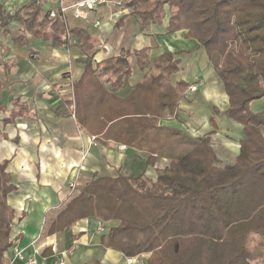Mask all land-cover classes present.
I'll return each instance as SVG.
<instances>
[{"label":"trees","instance_id":"16d2710c","mask_svg":"<svg viewBox=\"0 0 264 264\" xmlns=\"http://www.w3.org/2000/svg\"><path fill=\"white\" fill-rule=\"evenodd\" d=\"M42 6L43 0H31L13 15L1 7L0 33L18 46H27L33 37L54 48L79 47L86 55L84 72L68 101L77 125L108 149L145 154L146 168L156 172L155 179L146 170L138 176L95 173L47 222L44 234L68 232L79 221L95 218L118 223L103 233L102 247L130 259L149 254L145 264L264 263V111L251 110L254 101L264 98V0L121 4L139 18L141 31L167 22V35L186 31L187 39L206 51L229 99L226 118L243 127L239 155L225 165L219 164L211 134L193 137L161 124L176 117L190 87L184 80L174 85L171 77L180 72L179 57L191 51H167L151 60L150 48L125 49L97 62L90 32L70 27L61 16L50 18ZM11 22L20 25L18 35L10 30ZM130 56L144 75L123 98L116 93L131 78ZM1 87L0 81V94ZM11 104L8 110L0 100V114L9 112L7 122L26 115L20 99ZM162 159L168 165L157 167ZM9 164L0 163V264H11L10 250L23 237L14 234L16 211L9 197L18 188ZM252 236L261 238L255 251L248 248Z\"/></svg>","mask_w":264,"mask_h":264},{"label":"crops","instance_id":"0c3cea01","mask_svg":"<svg viewBox=\"0 0 264 264\" xmlns=\"http://www.w3.org/2000/svg\"><path fill=\"white\" fill-rule=\"evenodd\" d=\"M30 1L0 0V8L13 15ZM75 1L43 0L42 10L50 12L58 9L61 3L70 5ZM128 14L129 10L123 6L100 8L90 14L87 24L75 20L70 13L69 25L90 32L97 62L117 56L125 49L150 48L151 60L167 51H191L179 57L181 69L171 81L175 85L184 80L197 89L187 91L176 117L161 124L183 130L193 137L211 134L219 164L233 163L240 152L243 127L226 118L229 99L206 51L197 40L187 39L186 31L167 35V22L141 31L139 18ZM123 16L121 27L116 28V22ZM97 21L101 23L99 27L94 26ZM9 28L15 35L21 30L16 22H11ZM85 57L77 46L54 48L49 42L33 37L28 38L27 46H18L10 36L0 33L1 103L11 110V101L20 99L28 108L26 115L13 122H7L9 112L0 114V163L10 160L8 172L18 188L9 197L18 218L14 234L23 235L10 254L24 249L27 255L37 254L40 264H59L60 261L65 264H145L149 254L130 259L121 252L102 247L103 233L99 231L100 221L95 218L79 221L68 232L44 234L47 222L69 202L68 182L77 171H80L79 187H82L101 171L117 170L126 176L138 171L140 175L142 169L138 170V159L145 165L144 171L156 178L155 170L146 168L145 154L119 146L108 149L77 125L74 108L68 101L73 98V83L83 75ZM130 58L135 65L134 57ZM143 75L137 67L132 69L131 78L116 94L127 97ZM255 102L251 110L261 112L254 109ZM212 117L214 122H211ZM167 165L162 159L156 166ZM103 223L107 231L118 224ZM13 264L26 263L15 261Z\"/></svg>","mask_w":264,"mask_h":264},{"label":"built area","instance_id":"2783aa9c","mask_svg":"<svg viewBox=\"0 0 264 264\" xmlns=\"http://www.w3.org/2000/svg\"><path fill=\"white\" fill-rule=\"evenodd\" d=\"M113 0H76L70 5H65L61 3L60 7L56 10L49 12L50 18H56L61 16L66 22L69 23L70 13L75 20H80L85 23H90V14L100 8L108 7ZM121 5V2L118 3ZM113 18V17H112ZM101 23L99 21L95 22L94 26L99 27ZM197 86L192 85L187 91H196ZM80 171L74 175L72 179L68 182L69 196H73L79 189L80 181ZM99 231L101 233L107 232L103 222H99ZM15 261L25 262L26 264H40V258L36 255H27L25 250L16 249L13 253V258L11 264ZM59 264H65L64 261H60Z\"/></svg>","mask_w":264,"mask_h":264},{"label":"rangeland","instance_id":"374dc122","mask_svg":"<svg viewBox=\"0 0 264 264\" xmlns=\"http://www.w3.org/2000/svg\"><path fill=\"white\" fill-rule=\"evenodd\" d=\"M122 0H113L110 5L108 6L109 8H119L121 7V5H119L118 3H120ZM122 4V3H121ZM108 7H104V8H108ZM112 11V10H111ZM114 18V17H113ZM112 20V19H111ZM113 22L115 21V19L112 20ZM143 36V35H142ZM146 38V37H144ZM147 40V39H146ZM131 59V58H130ZM132 68L136 69V66L134 65L133 61H130ZM254 109L256 111H264V98L261 100H258L257 102L254 103ZM138 162V170H141V173L144 171L145 169V165L138 159H136ZM133 176H138L139 172L135 171L132 172ZM13 207V206H12ZM14 208V207H13ZM15 209V208H14ZM16 211V210H15ZM20 218V217H19ZM17 222H18V218L16 219L15 222V226H17ZM261 238L259 236H252L249 240V244H248V248L250 249V251H255V248L258 246L259 242H260ZM24 250V249H23ZM261 252V251H258ZM150 256V255H149ZM262 263L261 261H257L256 264ZM264 264V263H263Z\"/></svg>","mask_w":264,"mask_h":264}]
</instances>
